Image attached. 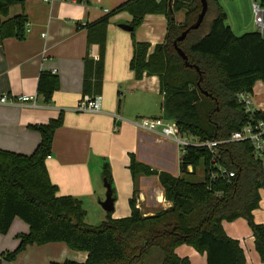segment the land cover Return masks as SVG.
Returning <instances> with one entry per match:
<instances>
[{
    "label": "trees",
    "instance_id": "obj_1",
    "mask_svg": "<svg viewBox=\"0 0 264 264\" xmlns=\"http://www.w3.org/2000/svg\"><path fill=\"white\" fill-rule=\"evenodd\" d=\"M76 1L87 3V0ZM259 3L264 7V0ZM15 4L22 5L23 1L0 0V18L7 17L9 8ZM207 5L205 17L212 13L207 31H201L204 17L197 30L177 43L193 68L184 66L173 42L195 22L200 0H128L92 25L105 27L109 17L127 12L132 17L133 36L145 15L165 17L164 42L149 54L148 43L133 40L129 68L136 80L156 76L166 118L174 120L181 133L201 140L223 139L239 130L249 117L235 95L240 91L251 93L256 82L264 83V39L260 33L255 31L236 37L225 24L226 14L218 0H207ZM181 13L177 22V15ZM27 26L23 14L0 20V39L23 40ZM98 39L102 44L104 32ZM101 70L99 63L93 74H100ZM58 89L57 75L39 74L36 90L45 103H51ZM61 124L59 116L46 125L31 126L39 133L40 142L29 156L0 150V234L8 232L16 217L29 227L27 234L16 236L17 247L2 253L1 260L12 262L27 246L60 242L72 251L87 253L86 261L65 260L51 264H145L152 249L161 252L162 264H188L175 254V249L184 244L205 253L206 264H244L238 243L228 238L222 229L223 222L242 218L264 263V226L256 224L252 214L259 207L260 192L264 193V175L260 165L252 159L248 143L229 144L221 150V163L235 172V178L229 182H210L207 177L200 181L194 179L197 168L208 164V154L200 149H188L186 155L180 156L177 177L152 171L131 156L132 178L155 175L164 199L171 206L145 217L136 207L133 193L128 203V217L111 219L109 212L104 223L90 226L84 222L85 211L80 201L57 196V187L50 182L45 167L53 134ZM187 165L193 167L191 173ZM102 177L112 185L108 163L103 164Z\"/></svg>",
    "mask_w": 264,
    "mask_h": 264
},
{
    "label": "crops",
    "instance_id": "obj_2",
    "mask_svg": "<svg viewBox=\"0 0 264 264\" xmlns=\"http://www.w3.org/2000/svg\"><path fill=\"white\" fill-rule=\"evenodd\" d=\"M22 1V5L15 4L9 8L7 17L0 18L3 22L23 14L28 21L23 40L0 39V96H28L35 100L32 103L0 104V150L31 155L40 142L39 133L31 126L46 125L61 116L62 124L53 134L45 167L50 182L57 187V196H69L80 201L85 211V223L88 206L97 203L101 208L100 203L105 200L104 163H108L112 183L127 204L134 193L137 178H132L129 169L131 156L137 163L179 176L180 155L176 145L136 127L140 119H167L158 78L143 76L141 80H136L129 68L133 40L148 43L149 54L156 45L164 42L167 31L165 17L160 14L145 15L132 36L131 31L120 28L121 25H130L132 17L127 12L109 17L105 27L92 26L128 0H87V3L76 0ZM224 1L218 0V3L226 14V24L228 17ZM104 3L107 6L102 8ZM228 27L233 33L231 26ZM102 32L104 41L100 44L98 37ZM99 63L101 73L94 75ZM41 72H50L59 78V89L54 92L50 104L37 94V80ZM257 86L261 89L264 83L256 82L251 96L254 103L264 104V94L255 95ZM97 96L102 98L99 112L77 110V104L82 99ZM155 136L162 139L160 145ZM174 154L177 172L166 168L172 167ZM142 178L138 179V183ZM139 187L136 207L145 217L171 206L164 199L157 177L152 180L151 189ZM150 192L153 193V201L147 205L145 193ZM148 206L154 211L142 210V207ZM121 211L120 214H112L113 209L110 218L128 217L129 204L128 211ZM252 214L255 223L264 226L263 192H260L259 207ZM96 215L101 224L107 219L103 213ZM222 229L228 238L238 243L244 255V264H264L255 250L254 238L246 220L239 218L223 222ZM28 232V225L14 218L8 232L0 234V255L13 251L18 245L16 236ZM155 250L158 249L151 250L145 264H162V254ZM175 254L188 264H206L205 253L184 244L175 249ZM86 258L87 253L72 251L65 244L56 242L27 246L12 262L0 258V264H51L65 260L84 263Z\"/></svg>",
    "mask_w": 264,
    "mask_h": 264
},
{
    "label": "built area",
    "instance_id": "obj_3",
    "mask_svg": "<svg viewBox=\"0 0 264 264\" xmlns=\"http://www.w3.org/2000/svg\"><path fill=\"white\" fill-rule=\"evenodd\" d=\"M251 8L254 14V24L257 31L264 39V7L255 1ZM108 12V11H105ZM34 97L0 96V104L32 103ZM235 100L243 108L249 117L248 121L239 129L232 132L223 139L201 140L189 133H181L174 120L162 118L140 119L136 122L139 130L157 134L160 137L173 142L180 156L186 155L188 149H200L208 154V164L202 168V179L207 177L210 182L216 180L231 181L235 178V172L228 170L221 163V150L229 144L246 142L250 146L252 159L260 165L261 173L264 175V104L253 106L251 93L240 91L235 95ZM102 98L100 96L82 99L77 104V110L86 112H99L101 110ZM187 171L192 172L193 167L187 165ZM197 171V170H196Z\"/></svg>",
    "mask_w": 264,
    "mask_h": 264
},
{
    "label": "rangeland",
    "instance_id": "obj_4",
    "mask_svg": "<svg viewBox=\"0 0 264 264\" xmlns=\"http://www.w3.org/2000/svg\"><path fill=\"white\" fill-rule=\"evenodd\" d=\"M255 2L259 3V0H254ZM245 3H247V1L245 2V0H225L224 1V8L226 10L227 13V17H228V21H227V25L231 26L233 33L235 36H241L245 33H250V32H254L256 31V27L254 24V14L251 8V0H248V5ZM106 3H104L102 5V8L106 7ZM248 6V7H247ZM212 13L210 12L204 20V25L202 27V33L206 32L208 24H209V20L211 18ZM182 17V13L177 15V22H180V18ZM260 82V81H259ZM259 85V84H258ZM255 95H261L263 96L264 94V87L259 89V86L256 87L255 89ZM254 98V97H253ZM252 98L253 101V106L255 108L257 103H254V99ZM157 139V143H161L160 140H162L159 136H155ZM160 145V144H159ZM173 160L174 163L172 165V167H166L168 169V171L171 172H177V159H176V155H173ZM172 158V156H171ZM145 166H147L150 170L155 171V172H162V171H158L157 167L152 168L151 166L147 165V164H143ZM142 178V181L138 183V179ZM156 176H137L135 183H134V196H135V202H136V197H137V191L138 188H140L139 186L144 187V189L150 188L152 187V180L155 178ZM147 178H151V179H147ZM144 179V180H143ZM147 179V180H146ZM195 180H202V169L201 166H199L197 168V173L195 174L194 177ZM111 189L113 190V198L116 202V206H114V212L112 214L116 213H121L123 211L122 210H127L128 211V204L126 202V200H124V198L122 197V195L117 191V189L114 187V184L112 183V185L110 186ZM147 191V190H146ZM149 192V191H148ZM153 193H145V198H147V201L145 202V204L150 205L153 201ZM105 196V195H104ZM151 199V202L150 200ZM143 211H147V210H153V208L151 206L148 207H142ZM87 212V218H86V223L90 226H99L101 225L100 219L99 217H97V213H103V215H107L105 212L102 211V209L100 208V206L97 203H92L90 204V206H88V208L86 209ZM141 212V211H140ZM157 213V212H156ZM155 213V214H156ZM142 214V212H141ZM143 215V214H142ZM111 216V215H110ZM144 216V215H143ZM105 217V216H104ZM18 243V242H17ZM158 251V250H155ZM155 253V252H154ZM152 257V256H151Z\"/></svg>",
    "mask_w": 264,
    "mask_h": 264
},
{
    "label": "water",
    "instance_id": "obj_5",
    "mask_svg": "<svg viewBox=\"0 0 264 264\" xmlns=\"http://www.w3.org/2000/svg\"><path fill=\"white\" fill-rule=\"evenodd\" d=\"M200 12L198 13L195 22L190 25V27H188L186 30H184L173 42V47L176 51V53L178 54V56L181 58V60L184 63V66L186 68H193L192 65L189 64V62L187 61V57L185 56V54L181 51L180 48H178L177 43L183 41L187 34L191 31L197 30L200 25L202 24L204 17L206 15L207 9H208V5H207V0H200ZM121 29L125 30V31H132V27H130V25H121L120 26ZM195 70L198 72V68L194 67ZM103 185L105 188V200L103 202L100 203L101 208L106 212H112L114 209V199L112 197V191H111V187L108 183L105 182V180H103Z\"/></svg>",
    "mask_w": 264,
    "mask_h": 264
}]
</instances>
